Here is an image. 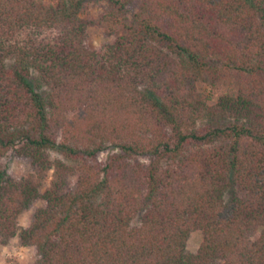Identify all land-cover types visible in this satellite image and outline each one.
Returning a JSON list of instances; mask_svg holds the SVG:
<instances>
[{"label":"trees","instance_id":"1","mask_svg":"<svg viewBox=\"0 0 264 264\" xmlns=\"http://www.w3.org/2000/svg\"><path fill=\"white\" fill-rule=\"evenodd\" d=\"M102 1L0 0V237L34 264H264V0Z\"/></svg>","mask_w":264,"mask_h":264},{"label":"rangeland","instance_id":"2","mask_svg":"<svg viewBox=\"0 0 264 264\" xmlns=\"http://www.w3.org/2000/svg\"><path fill=\"white\" fill-rule=\"evenodd\" d=\"M104 7V1L102 0H85L82 10L80 12V16L83 19L91 20L96 19L102 12ZM136 7L133 6L130 11V15L135 11ZM88 38L89 44L92 47H102L103 45L111 42L113 37L106 36L103 28H101L97 24H91L88 29ZM32 83L35 85L36 91L40 92L42 95H46L48 92V88L45 85H41L37 82V79L34 77L32 79ZM196 90L200 92L206 101L209 104H212L216 101V95L212 92L211 87L206 82H196L195 83ZM115 150L112 148H107L102 151L98 158L101 160H105L111 153ZM50 159H61L63 161L69 162L61 153L51 150L50 151ZM8 170L11 174L16 177L26 176L29 172H31L32 168L28 159L13 156L8 162ZM52 172L50 169L49 174ZM49 181V176L46 180V183ZM69 183L73 184L75 179L74 177H69ZM43 201L41 199L37 200L28 210L24 211L18 219L19 225L26 227L29 222L33 211L43 205ZM137 223V218L133 220V224ZM257 234L259 229L254 230ZM202 240V235L200 231H193L188 237L187 240V249L190 252H196ZM36 260V254L34 247L32 246H22L16 237H8L7 239H3L0 237V264H34Z\"/></svg>","mask_w":264,"mask_h":264}]
</instances>
